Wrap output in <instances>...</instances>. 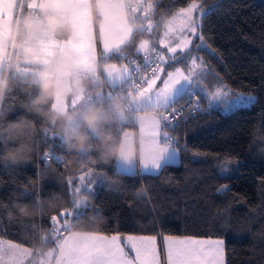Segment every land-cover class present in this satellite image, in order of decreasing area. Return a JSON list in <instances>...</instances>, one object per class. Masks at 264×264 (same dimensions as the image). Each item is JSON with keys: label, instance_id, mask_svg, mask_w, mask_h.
<instances>
[{"label": "trees", "instance_id": "trees-1", "mask_svg": "<svg viewBox=\"0 0 264 264\" xmlns=\"http://www.w3.org/2000/svg\"><path fill=\"white\" fill-rule=\"evenodd\" d=\"M25 1H16V18L20 7L23 15ZM149 1L153 5L148 17L151 30L138 27L147 18L141 19L137 13L135 29L121 55L103 54L102 63H126L128 56L139 59L142 52L136 49L143 38L151 42L147 50L162 51L159 38L165 21L192 0ZM197 1L206 10L201 27L207 47L180 53L175 61L169 58V64H186L198 57L229 93L243 92L255 99L229 112L217 105L209 107L205 94L197 93L201 110L166 129L179 140V163L167 165L156 174L119 172L115 167L117 155H103L101 132L115 137L109 143L120 144L126 129L133 126V118L122 122L112 116L106 95L100 96L103 102H94L105 116L99 130L81 128L78 131L88 140L81 145L74 138L69 143L63 131L68 126L66 119L50 120L33 106L43 91L44 79L24 72L21 64H12V58L8 60L0 79L7 81L0 94V136L6 135L9 122L20 118L34 121L36 131L29 141L30 158L18 164L3 160L5 145L0 142L1 240L32 251L41 249L50 243L43 240L50 218L83 199L86 206L74 218L72 230L122 237L219 238L226 241L225 264H264V0ZM217 3L219 7L209 14L207 10ZM60 26H66L65 30L56 27V37L61 40L68 37L70 28ZM28 68L44 70L37 65ZM48 86L52 94L41 105L44 112L54 111L53 82ZM138 89L129 96L131 102ZM106 90L90 82L86 95ZM44 151L62 154L63 163L46 161ZM234 160L240 163L233 165L232 171H224ZM82 172L90 173V181L99 182L96 190L78 189L75 176ZM225 184L229 187L222 189ZM17 203L30 205L32 214L20 213Z\"/></svg>", "mask_w": 264, "mask_h": 264}, {"label": "crops", "instance_id": "crops-1", "mask_svg": "<svg viewBox=\"0 0 264 264\" xmlns=\"http://www.w3.org/2000/svg\"><path fill=\"white\" fill-rule=\"evenodd\" d=\"M141 3L142 0H26L24 2L26 9L23 12V15L21 8L17 17L18 23L21 20V27H19L18 32L16 33L15 44L17 43L18 38H39L41 41L43 39L41 44L42 46L39 47V49L42 48L45 50L43 47L45 43H48L52 46L46 52L42 50L43 55L41 58H47L45 55L50 52L48 56L50 61H46L45 63L39 65L28 62L27 58H25L28 51L25 52V50H23L24 47L26 45L29 47L30 45L29 48H31L33 46L39 45L32 42H29L28 44L22 40L23 43L21 44L19 53H17L16 50L10 51V42H8L7 48L5 50H3V47L0 46V53L3 52L6 54L4 64H6L7 61L12 58V64H21L23 71L34 72L39 79H44L46 76H51L54 93L53 109L55 112L64 115L75 113L73 119H66L67 125L70 126L71 124V127L75 129L80 125V122L78 121V115L84 110V106L86 104V93L90 85L86 74L101 73L109 85H116L126 80V77H128V64L125 62L120 64L102 63L101 58L99 57V51L103 52L104 55L114 53L119 56L118 52L122 53V47L126 44V42H128L135 29L134 22L136 19V14H140L138 8ZM132 8H134V10H132ZM14 17L16 20L15 12ZM29 21H32V24H30ZM82 21L89 22L91 28L94 30L91 33L94 37V50L90 56L85 57H80L64 47L57 46L62 44L66 45L67 42L74 40L77 36V33L80 31ZM62 24H67L69 26L70 34L67 38L60 40L56 37L55 33L56 27ZM20 28L22 29L21 35ZM3 37L8 38V36L6 37L5 34ZM144 39L147 38L140 40L138 45L143 42ZM147 40L148 42L146 44V50L151 46L150 40ZM174 40L175 38H173L171 41L173 46ZM164 42L165 38H162L161 34V37L159 38V45L162 48V51H164V47L161 43ZM105 49H107V51H105ZM30 51L29 54L32 53V50ZM179 54L180 53H178L177 56ZM166 55H168L170 58V54L166 53ZM190 61L191 59H188L186 63L187 65L185 62H181L180 65H177L176 67L185 69L187 74V70L191 66ZM30 65L40 66L44 70H29L28 67ZM3 68L1 70V77ZM194 69L196 73L198 72L197 74H203L202 78L195 79V77H193V79L198 84L203 86L205 91H202V93L205 94V96L206 92H214L220 86L224 88L226 93H229L226 88L215 79L214 80L216 84H218V87H212L209 83V87L205 86V82H207L209 78H213L215 76H212V74L208 72L199 59H197V67L192 68V71ZM107 92V90L101 91L98 93V95H108ZM132 103L133 126L127 128L121 138L119 144L120 154L116 157L115 167L117 171L124 173L136 172L156 174L160 170L148 169L143 171L141 167V163L148 157L149 148L153 143L154 138L150 133L161 123L159 118H151V114L156 113V107H153L151 104H149L147 100L142 99L139 93L132 98ZM212 105L222 107L215 102H213ZM124 161H129V163L124 164ZM179 161L180 156L177 157V162L172 165L178 164ZM69 233L78 241L87 240L97 234H100L92 231L77 230H71ZM160 240V237H157L158 248H160ZM16 250L21 254L22 251L28 250L24 255L27 258L21 264H54V262L59 264L61 261L63 264H67L64 262V259H66L68 255L74 254V252L69 253L63 247L59 246L58 237L50 241L47 246H44L43 248L36 251L29 250L23 246H19V248Z\"/></svg>", "mask_w": 264, "mask_h": 264}, {"label": "snow or ice", "instance_id": "snow-or-ice-1", "mask_svg": "<svg viewBox=\"0 0 264 264\" xmlns=\"http://www.w3.org/2000/svg\"><path fill=\"white\" fill-rule=\"evenodd\" d=\"M219 4L212 5L207 12L211 14ZM199 9V19H194V12ZM206 10L197 3H190L187 7L181 8L179 21L175 17V27L165 33V42L161 43L164 51L157 48L154 52H148L146 45L141 42L137 51L144 55L145 64L132 60L127 62L130 66V76L135 79L140 87V97L147 100L149 104L162 110L165 117L156 128L151 131L153 143L149 148V155L141 163L142 170H160L167 165L175 164L180 154L179 140L170 135L166 130L176 117L177 113L184 111V106L177 107L178 102L184 97L195 100L196 107H199L197 93L205 91L202 85L193 79L192 68L197 67L198 57H192L190 67L187 70L169 64L170 59L177 60L178 53H189L191 49L207 47L205 36L202 34V21ZM149 28L152 25L148 26ZM94 30L87 21L81 22L80 31L74 40L66 45H57L74 52L80 57L90 56L94 50ZM174 40V46L171 42ZM199 41V43H194ZM52 45H43L47 51ZM107 51V49H105ZM167 65V68H166ZM170 68L171 70H168ZM159 82V83H158ZM209 107L213 102L223 107L224 111H232L236 108H243L251 104L254 97L243 92L226 93L224 88L218 87L214 92H206ZM51 154L45 156L48 159ZM119 163V162H118ZM124 164L129 161H124ZM239 160L229 162L224 171H232L233 165H238ZM264 183V180L261 181ZM227 189L228 184L222 185ZM69 214L61 212L60 218L66 221ZM54 231L58 237L59 246L69 255L68 264H224L225 244L224 239H200L192 237H176L173 235H161L163 241L164 261L161 260V251L158 248L157 236H137L120 234L104 235L97 234L90 239L78 241L73 238L67 228V223L61 224L57 217H52ZM19 245L11 241L5 243L0 240V260L5 249H18Z\"/></svg>", "mask_w": 264, "mask_h": 264}, {"label": "clouds", "instance_id": "clouds-1", "mask_svg": "<svg viewBox=\"0 0 264 264\" xmlns=\"http://www.w3.org/2000/svg\"><path fill=\"white\" fill-rule=\"evenodd\" d=\"M32 24V21H29ZM58 30H65L66 26L58 25ZM49 80L47 77L42 82L43 91L41 95H39L34 101L33 106L36 111L42 112L48 116L50 120L57 121L61 119L71 120L74 118L75 113L72 114H61L56 113L54 111L44 112V109L41 107L44 104L48 97L52 94L49 88ZM7 86V81L0 80V94L3 93L5 87ZM84 119L87 121L88 125L93 128L99 130L100 122L105 116L101 113V111L97 108H89L88 110L83 112ZM151 118H158L156 113L151 114ZM36 131L35 122L30 121L27 118H20L14 121L9 122L7 128L4 130L6 135L0 136V142L5 145V152L3 154V160L5 162H10L12 164H18L20 162L26 161L30 158L31 146L29 141L32 139ZM63 131L66 134V137L69 143L75 138L81 145L84 144L88 140V136L77 129L72 128L71 126L63 127ZM101 139L103 141L104 152L103 155L105 157L112 155L120 154V147L118 143H109L113 141L115 137L107 132H101ZM12 142V143H10ZM16 207L19 212L24 215H31L32 208L28 204L17 203ZM103 222V219L101 220Z\"/></svg>", "mask_w": 264, "mask_h": 264}, {"label": "built area", "instance_id": "built-area-1", "mask_svg": "<svg viewBox=\"0 0 264 264\" xmlns=\"http://www.w3.org/2000/svg\"><path fill=\"white\" fill-rule=\"evenodd\" d=\"M20 9H21V7H20ZM132 10H134V8H132ZM138 27L140 29H143L144 31H150L151 30V28L144 25V22L138 24ZM147 51L148 52H154L156 50L152 49V50H147ZM103 54H104L103 52L99 51V57L100 58ZM118 54H120V53L118 52ZM132 60L139 62L142 66L145 64L143 53H141V56L139 59H136L133 56H128L126 63L130 62ZM9 61H7V63H9ZM86 76L88 77V79L91 83H93L97 86L106 87V89L108 91L107 92L108 95H106L105 99L107 101V106L112 113V116L117 118L118 120H120L122 122L130 121L132 118V115H133L132 114L133 106H132V102L129 99V96L134 94L135 91L137 90V88L140 87L139 83L130 76V73H129V77H128L127 81L124 80V81H122L116 85L107 84L104 76L101 73H94V74L88 73V74H86ZM98 99L100 100V102H103V99H102V97H100V95H95V96L86 95V104L84 106L83 112L88 110L89 108H95L94 102H95V100H98ZM181 105L184 106L185 110L182 111V113L176 114V117L172 120V124H174L177 120L184 119L187 116V114L188 115L193 114V113L201 110L200 100H199V107H196L195 100L190 98V97H187L186 101ZM181 105H179V106L177 105V107L179 108ZM83 112L79 113V115H78V121L80 122V125L77 126L75 129L79 130L81 128H84V130H93L94 132H96L97 129L91 128L88 125L87 121L84 119ZM157 114H158V117L162 123V121L165 117V113L159 109V110H157ZM107 120L109 121L110 119H107ZM48 154H51L50 157L48 159H45V156ZM42 158H44L46 161L51 160L57 164H61L64 161V156L62 154H58L56 152L44 151L42 153ZM85 206H86V204H85L84 200L79 199L75 203L73 208H69V209H65V210L61 211V212L69 214L67 216L66 221L64 219L60 218L61 212H59L58 214H54L52 217H54V216L57 217V219L59 220V222L61 224L66 222L68 231H71L74 218L83 210V208ZM52 217L49 220L48 230L43 237L44 242H50L53 239L57 238V234L54 231L53 225H52V223H50Z\"/></svg>", "mask_w": 264, "mask_h": 264}, {"label": "rangeland", "instance_id": "rangeland-1", "mask_svg": "<svg viewBox=\"0 0 264 264\" xmlns=\"http://www.w3.org/2000/svg\"><path fill=\"white\" fill-rule=\"evenodd\" d=\"M193 2L200 5V3L197 0H192L190 3H193ZM15 4H16V0H0V46H2L3 50H5L7 48L8 42H10V51L16 50V52L19 53V49L21 47V44L23 43L22 40H24L28 44H29V42H32V43H35L39 46H33V47H31L32 49L29 48L30 45H29V47H28V45H26L24 47L23 50H25V52L28 51L27 56H25V58H27V61L30 63H33V64H37V65L43 64L46 61L49 62L50 60H49L48 56H49L50 52L48 54H46L47 56L45 55V57H47V58H45V59L41 58V56L43 55L42 54L43 49L42 48L39 49V47L42 46L41 44H42L43 39L41 41V39H39V38L38 39H36V38H33V39H31V38H18L17 43L15 44V36H16L17 31H18V21H17V18L15 20V17H14ZM138 10H139L141 19L147 18V20L144 21V25L145 26L151 25L152 21L150 19H148V17L150 16L151 12L153 11L152 2L149 0H142V3L139 5ZM179 12H180V9L178 11H176L173 15H171L165 21L164 30L162 33V38H165V33L170 32L171 30L174 29V27H175V19L174 18L175 17H177L176 26H178V21L180 19L179 15H178ZM18 15H19V13H18ZM193 17H194V19L200 18L199 17V9H197V11L194 12ZM4 34L6 35V37L8 36V38H4L3 37ZM21 34H22V29L20 28V35ZM143 42L146 45L148 40L144 39ZM29 49L32 50V53H30V54H29V51H30ZM35 51H37V52H35ZM43 51L46 52L45 50H43ZM8 58H9V56H8ZM5 59H6V54H4L3 52L0 53V77H1V70L6 65V64H4ZM192 73H193V77H195V79H200L203 77V74H201V75L197 74L198 72L196 73L195 69L192 71ZM214 79H215V77L209 78L208 81L205 82V86L209 87V85H208V83H209L210 86H212V87H218V84H216ZM220 87L222 88V86H220ZM70 126H71V124H70ZM75 177H76L78 189H80L81 187H86L90 191H94L97 189V187L99 185V182H97L96 180H92V181L89 180L90 173L82 172V173L77 174ZM4 242L7 243L8 241H4ZM159 249L161 251V260L163 262L165 257H164V253H163V241L162 240H160V248ZM26 251H28V250H26ZM26 251H22V254H21L16 249H11V250L5 249L4 252L2 253V260H0V264H21L27 258L26 256H24ZM68 257H69V255L66 257V259H64V262L67 264H68ZM57 261H58V259H57ZM54 264H56V262H54ZM59 264H63L62 261Z\"/></svg>", "mask_w": 264, "mask_h": 264}, {"label": "water", "instance_id": "water-1", "mask_svg": "<svg viewBox=\"0 0 264 264\" xmlns=\"http://www.w3.org/2000/svg\"><path fill=\"white\" fill-rule=\"evenodd\" d=\"M47 77V79L49 80V81H51L52 80V77L51 76H46ZM45 79V78H44Z\"/></svg>", "mask_w": 264, "mask_h": 264}]
</instances>
